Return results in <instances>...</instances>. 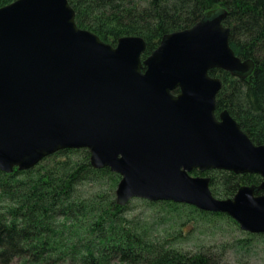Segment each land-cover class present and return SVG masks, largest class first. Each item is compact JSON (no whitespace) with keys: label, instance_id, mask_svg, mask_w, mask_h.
I'll use <instances>...</instances> for the list:
<instances>
[{"label":"water","instance_id":"1","mask_svg":"<svg viewBox=\"0 0 264 264\" xmlns=\"http://www.w3.org/2000/svg\"><path fill=\"white\" fill-rule=\"evenodd\" d=\"M227 13L207 12L142 59L143 37L105 42L78 26L69 0L1 6L0 170H27L59 150L86 148L94 167L121 176L120 205L133 198L186 203L264 233V144L228 110L216 114L222 81L210 71L246 78L255 68L232 48ZM195 169L262 180L222 199Z\"/></svg>","mask_w":264,"mask_h":264},{"label":"trees","instance_id":"2","mask_svg":"<svg viewBox=\"0 0 264 264\" xmlns=\"http://www.w3.org/2000/svg\"><path fill=\"white\" fill-rule=\"evenodd\" d=\"M12 1L0 0V7ZM69 1L79 27L113 45L123 36H141L147 45L144 55L154 51L167 34L192 27L207 12L227 11L223 23L230 27L231 46L243 60H254L255 68L246 79L223 69L211 70L223 82L218 109H228L255 143L264 144V0ZM78 153H83L80 158ZM102 172L119 175L108 167H94L86 148L59 150L27 170H0V264H221L211 250L171 247L176 236L172 241L150 239L128 223V204L112 199L101 209L77 197V186ZM192 174L210 177L214 196L222 199L232 198L243 185H259L262 180L256 173L220 169H195ZM59 217L65 218L63 223L76 218L87 226L86 231L75 233L77 238L67 243Z\"/></svg>","mask_w":264,"mask_h":264},{"label":"rangeland","instance_id":"3","mask_svg":"<svg viewBox=\"0 0 264 264\" xmlns=\"http://www.w3.org/2000/svg\"><path fill=\"white\" fill-rule=\"evenodd\" d=\"M79 154L83 153H78V156ZM120 179V175L110 172L92 174L77 186L76 195L85 202H94L102 209L112 199L116 200V188ZM127 204L125 216L130 220L128 223L147 233L150 239L172 241L171 238L176 236L171 247L193 252L211 250L221 264H264V233H251L241 229L231 216L192 210L184 205L186 203L176 206L133 198ZM95 212L91 215L94 216ZM64 219L59 217V225L65 227L64 237L67 243L77 238L75 236L74 239L75 233L82 234L86 231L87 226L80 225L81 222L76 218H71L66 223L62 222Z\"/></svg>","mask_w":264,"mask_h":264},{"label":"flooded vegetation","instance_id":"4","mask_svg":"<svg viewBox=\"0 0 264 264\" xmlns=\"http://www.w3.org/2000/svg\"><path fill=\"white\" fill-rule=\"evenodd\" d=\"M215 10H217V9H215ZM224 21V20H223ZM161 43V42H160ZM160 45V44H159ZM158 45V46H159ZM153 52V51H152ZM151 52V53H152ZM150 53V54H151ZM150 54H148V55H144L143 54V57H142V59H145V58H147ZM145 69L146 68H144L143 69V72H145ZM214 69H217V68H214ZM218 69H221V68H218ZM224 70V69H223ZM211 72V71H210ZM229 72V71H228ZM233 75V74H232ZM234 76V75H233ZM250 76V75H249ZM248 76V77H249ZM214 77H217V76H214ZM236 77H238V76H236ZM220 78V77H219ZM238 78H240V77H238ZM247 78V77H246ZM246 78H240V79H246ZM221 79V78H220ZM221 81H222V79H221ZM222 84H223V82H222ZM221 90V89H220ZM220 92V91H219ZM172 93L174 94V95H178V94H180V89L179 88H176V89H174V90H172ZM218 95H219V93H218ZM218 95H217V98H218ZM224 110H228V109H218V103H217V110H216V114L219 116V114L222 112V111H224ZM229 111V110H228ZM230 113V112H229ZM231 114V113H230ZM232 115V114H231ZM233 116V115H232ZM234 117V116H233ZM239 123V122H238ZM240 124V123H239Z\"/></svg>","mask_w":264,"mask_h":264}]
</instances>
